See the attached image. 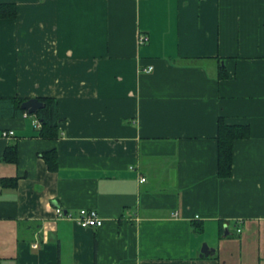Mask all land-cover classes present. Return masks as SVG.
Here are the masks:
<instances>
[{"label": "crops", "instance_id": "obj_1", "mask_svg": "<svg viewBox=\"0 0 264 264\" xmlns=\"http://www.w3.org/2000/svg\"><path fill=\"white\" fill-rule=\"evenodd\" d=\"M0 2V97L59 117L0 115V264H264V0ZM219 119L246 130L228 177Z\"/></svg>", "mask_w": 264, "mask_h": 264}, {"label": "trees", "instance_id": "obj_2", "mask_svg": "<svg viewBox=\"0 0 264 264\" xmlns=\"http://www.w3.org/2000/svg\"><path fill=\"white\" fill-rule=\"evenodd\" d=\"M16 15V5L13 2H0V17H13ZM44 102V105L35 112L40 121V132H51L57 126V101L55 97H38ZM24 98L0 97V115L17 116L26 113L27 110L21 108V102ZM246 134L242 126L224 123L222 119L218 122V175L228 177L232 171L233 163V140ZM45 159L49 167L55 168L56 155L55 150L47 151ZM3 157L13 159L15 157L12 148L8 147ZM96 243V237H95Z\"/></svg>", "mask_w": 264, "mask_h": 264}, {"label": "built area", "instance_id": "obj_3", "mask_svg": "<svg viewBox=\"0 0 264 264\" xmlns=\"http://www.w3.org/2000/svg\"><path fill=\"white\" fill-rule=\"evenodd\" d=\"M149 39L148 34L146 33H140L138 36V42L144 43ZM152 69V65H148L143 68L145 71H150ZM14 134V130H2L1 135L3 136H10ZM140 180H145L144 176L140 177ZM57 214L59 216L67 217L71 220H73L75 223L82 227H97L100 226L103 222L102 216L99 214L98 210L93 207H83L78 210L77 213H73L72 211L63 210L61 207L55 208ZM237 230L239 231L240 228L238 227Z\"/></svg>", "mask_w": 264, "mask_h": 264}, {"label": "water", "instance_id": "obj_4", "mask_svg": "<svg viewBox=\"0 0 264 264\" xmlns=\"http://www.w3.org/2000/svg\"><path fill=\"white\" fill-rule=\"evenodd\" d=\"M44 105V102L38 97H29L21 102V108L27 110L29 113H35L38 108ZM213 248L209 247L207 242H203L201 253L208 254L212 252Z\"/></svg>", "mask_w": 264, "mask_h": 264}]
</instances>
